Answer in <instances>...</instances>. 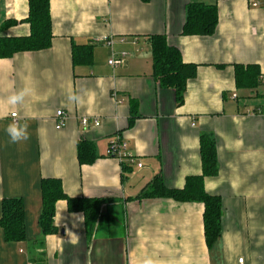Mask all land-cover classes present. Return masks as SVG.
Instances as JSON below:
<instances>
[{
	"label": "crops",
	"instance_id": "obj_1",
	"mask_svg": "<svg viewBox=\"0 0 264 264\" xmlns=\"http://www.w3.org/2000/svg\"><path fill=\"white\" fill-rule=\"evenodd\" d=\"M193 3L217 6L212 36L182 35ZM50 9L51 47L0 60V220L4 200L21 199L25 212L24 241H5L0 227V264H264V0H52ZM28 14V0H0V37L28 36ZM154 35L196 66L181 106L153 77ZM85 45L91 63L75 65L73 46ZM113 53L127 56L110 66ZM235 65L258 66L262 85L239 89ZM12 123L27 126V139L11 141ZM202 134L219 166L204 189L223 208L211 247L203 204L142 197L157 178L180 190L202 174ZM81 140L95 145L92 165L79 164ZM117 140L131 159L107 156ZM43 179L60 180L72 198L108 200L93 231L60 201L58 232L43 236Z\"/></svg>",
	"mask_w": 264,
	"mask_h": 264
},
{
	"label": "trees",
	"instance_id": "obj_2",
	"mask_svg": "<svg viewBox=\"0 0 264 264\" xmlns=\"http://www.w3.org/2000/svg\"><path fill=\"white\" fill-rule=\"evenodd\" d=\"M52 0H28L29 14L23 21L30 27L25 37H0V60L8 59L19 53L47 50L52 45L53 31L51 19ZM12 22L3 24V30ZM218 25V8L216 5L200 3L189 4L186 9V21L183 36H212ZM153 58V77L162 89L172 90L177 105L184 102L187 83L196 76V66L186 64L180 51L171 47L163 35L149 37ZM93 47L90 45L73 46L72 59L75 65L90 64ZM235 79L239 89L255 90L262 85L261 71L258 66L235 65ZM200 155L202 174L187 179L180 190L166 188L161 178L153 181L142 197L170 198L180 203H201L204 205V233L208 247H211L221 233L223 215L222 201L217 196L206 193L204 181L207 177H215L219 166L215 141L207 134L200 138ZM77 157L80 165H92L97 160L94 143L81 140L77 145ZM43 210L39 225L43 236L58 232L55 226L57 203L64 201L69 213H82L85 227L90 233L100 219L102 206L108 200L96 198H72L66 195L62 182L58 179L41 181ZM110 201V200H109ZM25 212L21 199L4 200L0 227L5 241L22 242L25 240Z\"/></svg>",
	"mask_w": 264,
	"mask_h": 264
},
{
	"label": "built area",
	"instance_id": "obj_3",
	"mask_svg": "<svg viewBox=\"0 0 264 264\" xmlns=\"http://www.w3.org/2000/svg\"><path fill=\"white\" fill-rule=\"evenodd\" d=\"M258 4H254V7H257ZM104 44L108 45V46H112L113 42L112 40H104L103 41ZM127 56L126 53L121 54L120 56H117L116 54L113 53L112 58L109 60L108 64L110 66H116L119 65L120 63H122L123 58ZM234 98H236V96L234 95ZM261 110H257V113H260ZM13 118H16L17 115L13 114L12 115ZM67 123V116L66 114L62 111L59 110L56 112L55 114V125H56V129L61 130L66 126ZM81 125L83 127H87L89 125V121L88 119H82L81 120ZM99 123L97 121H95V126H98ZM126 143L117 140L112 142L107 150V156L109 157H115L117 159H119L120 161L124 160V159H131V156L127 153V147H126ZM239 264H243V259H239Z\"/></svg>",
	"mask_w": 264,
	"mask_h": 264
},
{
	"label": "clouds",
	"instance_id": "obj_4",
	"mask_svg": "<svg viewBox=\"0 0 264 264\" xmlns=\"http://www.w3.org/2000/svg\"><path fill=\"white\" fill-rule=\"evenodd\" d=\"M24 95H25L24 92L15 94L9 98V102L11 104H16L23 99ZM6 131H7L8 135L10 136L12 142H18L21 140H25V139H27V136H28L26 125L21 126L17 123H12L7 127Z\"/></svg>",
	"mask_w": 264,
	"mask_h": 264
}]
</instances>
